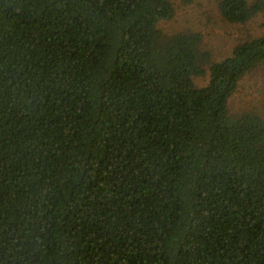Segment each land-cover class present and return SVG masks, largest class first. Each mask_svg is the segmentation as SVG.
Listing matches in <instances>:
<instances>
[{"label": "trees", "instance_id": "1", "mask_svg": "<svg viewBox=\"0 0 264 264\" xmlns=\"http://www.w3.org/2000/svg\"><path fill=\"white\" fill-rule=\"evenodd\" d=\"M218 10L246 24L264 0ZM173 15L0 0V264H264V120L227 112L264 32L210 64L157 28Z\"/></svg>", "mask_w": 264, "mask_h": 264}, {"label": "rangeland", "instance_id": "2", "mask_svg": "<svg viewBox=\"0 0 264 264\" xmlns=\"http://www.w3.org/2000/svg\"><path fill=\"white\" fill-rule=\"evenodd\" d=\"M220 0H170L174 15L169 20L158 21L157 28L166 36L181 32L201 35L200 48L209 52L210 64L227 58L234 47L246 39L259 37L264 32V16L246 24H231L222 19ZM209 65L205 66L207 71ZM196 87L208 81V72L194 78ZM229 116L253 113L264 120V63L246 74L227 101Z\"/></svg>", "mask_w": 264, "mask_h": 264}]
</instances>
